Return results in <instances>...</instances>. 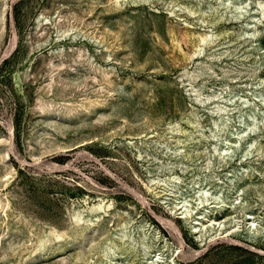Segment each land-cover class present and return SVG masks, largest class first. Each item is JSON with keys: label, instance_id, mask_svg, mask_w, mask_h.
Here are the masks:
<instances>
[{"label": "rangeland", "instance_id": "1", "mask_svg": "<svg viewBox=\"0 0 264 264\" xmlns=\"http://www.w3.org/2000/svg\"><path fill=\"white\" fill-rule=\"evenodd\" d=\"M0 264H264V0H0Z\"/></svg>", "mask_w": 264, "mask_h": 264}, {"label": "bare ground", "instance_id": "2", "mask_svg": "<svg viewBox=\"0 0 264 264\" xmlns=\"http://www.w3.org/2000/svg\"><path fill=\"white\" fill-rule=\"evenodd\" d=\"M198 37H199V39H200V41L202 43L212 40L210 30L205 29V28H202L201 31L198 32ZM14 43H15V41H14ZM194 53H195V51H194ZM105 206H106L105 202L100 200V202H98L97 204L93 205V208L96 209V210H99V209H104ZM107 206H109V205H107ZM75 217H78V214H76ZM207 220L209 221L210 219H207ZM250 224H253V222L251 221ZM116 245L118 246V243L114 242L113 244L107 245V247L109 249H113V247H115Z\"/></svg>", "mask_w": 264, "mask_h": 264}]
</instances>
